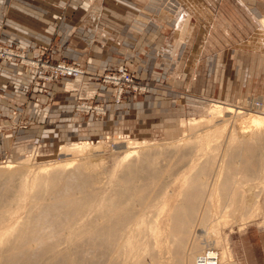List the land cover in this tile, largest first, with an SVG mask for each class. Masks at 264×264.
Wrapping results in <instances>:
<instances>
[{"label":"rangeland","instance_id":"374dc122","mask_svg":"<svg viewBox=\"0 0 264 264\" xmlns=\"http://www.w3.org/2000/svg\"><path fill=\"white\" fill-rule=\"evenodd\" d=\"M67 3L78 6L82 21L76 16L53 25L55 32H68L62 42L53 37L27 47L0 41V51L14 53L0 57V72L6 63L17 64L14 75L23 86L21 92L0 93L6 109L0 131L28 135L23 146L0 159V167L27 164L36 171L71 157L63 148L84 142V153L109 169L114 158L135 148L133 141L178 142L195 132L188 126L194 120L196 132L204 130L212 103L264 112V0ZM58 62L81 72L61 74ZM263 220L261 212L243 224L237 220L215 230L194 225L193 232L218 253V261L264 264Z\"/></svg>","mask_w":264,"mask_h":264},{"label":"bare ground","instance_id":"6f19581e","mask_svg":"<svg viewBox=\"0 0 264 264\" xmlns=\"http://www.w3.org/2000/svg\"><path fill=\"white\" fill-rule=\"evenodd\" d=\"M209 113L204 130L194 120L178 142H131L109 169L84 142L36 171L1 166L0 264H203L205 253L229 264L193 227L264 214V179L255 180L264 174V112L216 102Z\"/></svg>","mask_w":264,"mask_h":264},{"label":"crops","instance_id":"0c3cea01","mask_svg":"<svg viewBox=\"0 0 264 264\" xmlns=\"http://www.w3.org/2000/svg\"><path fill=\"white\" fill-rule=\"evenodd\" d=\"M157 1L159 0H152L155 5ZM131 5L134 10H138L140 7L134 3ZM207 6L212 5L208 4ZM71 8L74 10L77 8L73 15ZM80 15L78 6H69L67 0H0V41L17 40L27 47L49 41L53 37L55 40L57 39L56 41L62 42L63 38L68 36V32H63L65 29L62 31L63 33L55 32L53 25L71 22V19L76 16L78 22L82 21ZM114 15L120 19L125 18L123 14L114 13ZM95 18V21L99 22L100 15L95 16ZM92 62L96 63V61H90V63ZM3 69L4 71L0 72V93L4 92L6 95H11L14 92H21L23 86L14 75V73L19 72L20 67L11 62L6 63ZM2 117H6V109L0 106V118ZM0 126H4V121L0 120ZM27 136L21 130L12 132L2 129L0 131V159L7 152L23 146L28 140Z\"/></svg>","mask_w":264,"mask_h":264},{"label":"built area","instance_id":"2783aa9c","mask_svg":"<svg viewBox=\"0 0 264 264\" xmlns=\"http://www.w3.org/2000/svg\"><path fill=\"white\" fill-rule=\"evenodd\" d=\"M14 53L12 51L6 52L5 50L0 51V57L2 59H9ZM56 71L61 74L65 75H78L80 74L81 70L78 66L66 64L64 62H58L55 65ZM197 262L203 264H215L217 262L216 257H207V253L203 254L202 256L197 258Z\"/></svg>","mask_w":264,"mask_h":264}]
</instances>
